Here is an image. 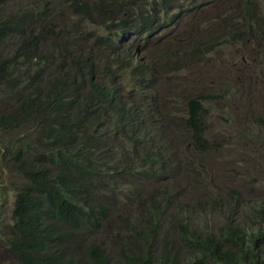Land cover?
Here are the masks:
<instances>
[{
  "label": "trees",
  "instance_id": "16d2710c",
  "mask_svg": "<svg viewBox=\"0 0 264 264\" xmlns=\"http://www.w3.org/2000/svg\"><path fill=\"white\" fill-rule=\"evenodd\" d=\"M226 1L232 3L220 12L234 7L236 13L224 21L241 25L233 37L264 35V0ZM218 3L22 0L16 6V0H0V168L18 183L10 213L0 207V264H264V200L251 206L250 225L226 220L205 236L184 218L162 215L164 221L144 237L137 238L139 228L129 231L136 240L119 245L116 259L99 241L110 218L107 199L121 192L126 177L152 170L165 181L171 178L168 162L154 151L156 139L140 131L146 124L140 113L150 105L147 92L161 71L174 74L188 63H202L232 35L220 20V30L213 28L188 50L173 42L184 17ZM113 29L117 39L134 37L132 43L120 48L110 36ZM91 35L103 55L93 54ZM138 50H152L154 61L143 62ZM126 78L133 81L132 90L126 89ZM203 110L194 98L184 117L167 112L166 125L175 127L171 132L181 146H206ZM150 119L153 124L152 112ZM21 130L22 136L14 135ZM117 135L132 145L131 155L121 146V153L112 151ZM10 177L3 175V182ZM170 192L164 190L167 208L155 201L156 210L171 207ZM0 199L7 202V192H0ZM166 224L197 256L184 259L174 245L155 246Z\"/></svg>",
  "mask_w": 264,
  "mask_h": 264
},
{
  "label": "rangeland",
  "instance_id": "374dc122",
  "mask_svg": "<svg viewBox=\"0 0 264 264\" xmlns=\"http://www.w3.org/2000/svg\"><path fill=\"white\" fill-rule=\"evenodd\" d=\"M21 1L16 0V6ZM231 3L219 0L218 6H206L198 13L184 17L173 39L184 50H188L193 41H204L203 37L211 36L213 28L220 30L221 21L232 35H225L226 42L214 48L202 63H188L187 68L174 74L165 75L161 71L155 88L147 92L150 105L140 115L145 117L143 124L147 122L150 125V114L153 113L151 132L156 139H159L162 130L158 120L163 119L164 130L173 131V125L166 126L167 112L169 117L173 114L178 118L184 117L187 102L197 98L204 109L202 121L207 142L204 148L190 143L181 146L170 132L169 148L166 149L165 139L163 143L156 142L155 148L163 145L171 178L165 181L152 170H147L143 174L126 177L121 192L111 200L107 199L110 202V218L99 241L109 246L115 259L118 258L116 252L119 245L136 240L129 231L139 228L141 232L136 235L137 238L144 237L150 230L154 231V224L164 221L159 220L162 215L165 218L171 215L169 220H188L191 229H196V234L200 236L217 233L226 220H243L248 225L255 220L251 206L264 200V35L259 32L256 36L242 35L243 39L233 37V32L241 25L237 22L231 25L224 20L228 15H235L236 8L227 13L220 12ZM234 3L239 5L238 1ZM262 6L264 8V3ZM92 29L90 27L85 31ZM223 34L227 31L224 30ZM95 36H89L87 42H90L89 45L93 43V54L103 55V49L94 44ZM110 36L122 49L134 39L126 35L124 40L117 39L114 29ZM13 54L11 51L10 55ZM21 56V53L18 54L16 60ZM136 57L148 64L154 61L155 54L152 50L142 53L138 50ZM124 84L127 90L133 89L134 83L130 78H126ZM173 90L177 93L175 96L171 94ZM14 135L22 136V130L14 132ZM118 146L124 147L131 155L132 145L117 135V142L112 146L116 154L122 151ZM2 155L0 147V159ZM3 175L10 177L0 168V192H7L8 195L7 202L0 199V207L5 205L9 214L18 183L11 177L3 182ZM7 186L10 188L7 189ZM165 189H171L173 198L171 207L163 212L156 210L153 203H160L161 209L167 208ZM238 200L240 207H237ZM161 230L159 243H154L155 246L169 248L174 245L184 259L197 256L195 249L183 244L173 227L166 224L161 226ZM163 238L165 240L162 241ZM2 260L0 256V262Z\"/></svg>",
  "mask_w": 264,
  "mask_h": 264
},
{
  "label": "clouds",
  "instance_id": "9594fccd",
  "mask_svg": "<svg viewBox=\"0 0 264 264\" xmlns=\"http://www.w3.org/2000/svg\"><path fill=\"white\" fill-rule=\"evenodd\" d=\"M160 125H161V134H160V136H159V139H156L155 137H154V135L152 134V132H151V130L153 129V126H152V124H150V125H148L147 124V122H146V124H145V126H142L141 128H140V131H144V130H147L148 132H149V134L150 135H152L155 139H156V142H162L163 143V141H164V139H165V143H166V149H168L169 148V146L171 145V139H170V132L171 131H168V130H164V124L163 123H160ZM167 126V125H166ZM156 142H155V144H156ZM128 143V142H127ZM154 144V145H155ZM157 149H159L160 151H161V154H162V156L166 159V161L168 162V156L167 155H165L164 154V148H163V145H160L159 147H157V148H155L154 149V151H156ZM157 158V157H156ZM167 166H168V164H167Z\"/></svg>",
  "mask_w": 264,
  "mask_h": 264
}]
</instances>
